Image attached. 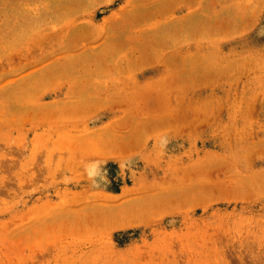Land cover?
Listing matches in <instances>:
<instances>
[{
	"label": "rangeland",
	"instance_id": "rangeland-1",
	"mask_svg": "<svg viewBox=\"0 0 264 264\" xmlns=\"http://www.w3.org/2000/svg\"><path fill=\"white\" fill-rule=\"evenodd\" d=\"M0 264H264V0H0Z\"/></svg>",
	"mask_w": 264,
	"mask_h": 264
}]
</instances>
